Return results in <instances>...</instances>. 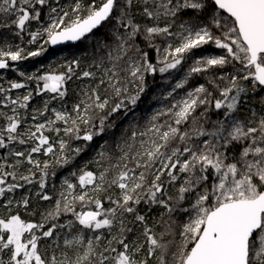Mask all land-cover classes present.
<instances>
[{
	"label": "snow or ice",
	"instance_id": "1",
	"mask_svg": "<svg viewBox=\"0 0 264 264\" xmlns=\"http://www.w3.org/2000/svg\"><path fill=\"white\" fill-rule=\"evenodd\" d=\"M0 15L5 18L0 28H14L12 35L20 40L32 22L41 25L28 32V44L47 36L34 51L0 44V70L18 71L10 62L41 56L48 44L90 38L96 53L92 64L79 72V59L67 62L63 71L37 70L27 76L19 72L36 82L35 90L22 97L7 94L25 88V83L0 86L4 94L0 105L12 106V115L0 111L6 118V126L0 127V149L12 142H35L27 152H9L16 158L8 165L13 171L0 163V185H6L0 186V197L24 187L19 181L31 184L33 169L41 173L43 191L50 168L54 176L56 167L71 164L95 137L116 126L112 117L120 119L121 112L127 116L137 107L148 90V74H167L163 80L167 84L194 50L209 43L223 50L193 59L159 97L172 102L154 110L143 129L132 125L131 135L122 142L101 144L94 158L96 170L73 171L70 175L77 184L65 178L61 198L40 222L26 220L19 212L0 216V264H150L152 258L158 264H264V97L259 111L241 114L249 93L264 92V0H71L70 5H61L60 0H0ZM102 28L105 32L96 37ZM141 42L156 53L155 62ZM229 65L231 72L213 75L207 86L199 84L179 98L174 95L195 74ZM84 79L93 83L79 89L71 110L52 108V117L19 131L24 119L18 109H27L34 94H55L42 110H34L36 120L49 112L51 101L64 100L70 82ZM202 107L204 111L195 115ZM209 109L219 116L214 122ZM45 131L55 132L56 141ZM71 140L85 143L72 148ZM41 152L54 159L41 166L33 158ZM25 162L33 168L29 175L18 176L15 169ZM164 176L168 184L182 180L175 196L166 192ZM8 177L15 182L6 184ZM113 189L119 190L115 198L110 194ZM193 195L194 201L182 207ZM40 198L51 199L47 194ZM20 203L27 208L29 198ZM142 203L162 206L169 214L178 208L191 214L174 251L170 250L174 242L164 241L171 225L157 235L138 208ZM78 205L88 210L78 211ZM69 213L72 219L58 223ZM129 215L132 221L127 220ZM138 226L142 227L137 234ZM42 238H52L51 256L41 252Z\"/></svg>",
	"mask_w": 264,
	"mask_h": 264
},
{
	"label": "trees",
	"instance_id": "2",
	"mask_svg": "<svg viewBox=\"0 0 264 264\" xmlns=\"http://www.w3.org/2000/svg\"><path fill=\"white\" fill-rule=\"evenodd\" d=\"M61 5H70L71 0H60ZM44 19V18H42ZM185 19L187 20L188 17L186 16ZM5 22V18L0 15V23ZM40 24L37 22H32L28 26V30L25 33H22L23 40H20L12 35V33L15 31L14 28H0V44H11L13 47L16 44H19L21 47H24L26 51H34L37 48L43 44V42L47 39V36H42L38 39L37 42L34 44H28L27 40L30 39L28 32L35 31L38 28H40ZM105 32V29H100L99 31L95 32L96 37H101L102 34ZM219 34V33H216ZM155 43L160 44L161 41L157 39ZM47 48V51L44 52L41 56L38 57H30L27 60L19 61V62H10L15 64V68L17 70L13 69H5L0 70V86L4 88L9 87V81H16V82H23L25 83L26 87L22 89H12L7 95H9L12 99H15L16 97H22L24 94L27 93L29 90H35L36 88V82L35 81H27L25 77H21L19 75V72H24L25 75H30L32 73H36L37 70H39L38 74H43L46 71L49 70H55V71H63V66L66 65L67 62L73 60V59H79L80 62L87 61L89 62H83V65L80 69V71H83L89 67V65L92 64L93 58L96 55L95 53V45L93 44L92 40L89 39H83L81 42H79L76 45L68 46L64 49H54L53 46L50 44L45 45ZM141 47L144 48V50H147L150 52V56L155 62L156 60V53L145 47L144 42H141ZM223 53L222 49H218L215 47L214 44L209 43L205 46H203L202 49L194 50V53L192 54L191 58L183 64V67L180 71L174 72L172 74V77L170 78L169 83L165 84L163 80L167 78V74H155L154 76L152 74H148L146 79L148 83V90L146 93L142 96L139 104L137 107L130 112L127 116H124L123 112L119 114L121 117L120 119H117V117H112L113 120H116V126L112 129H109L106 133L101 134L98 137H95L92 142L89 143L88 147L85 149L83 153H81L79 156H77L71 164L63 166V167H56L54 169L55 175L53 176L51 173L53 169H49V176L46 178V187L43 191H41L39 187V180H40V171L38 169H33L35 171V176L33 177V182L31 184L24 183L23 181H19V183L24 184V187L17 188L13 192H7L5 193L4 197H0V216H7L10 213H17L19 212L22 216V218L26 220H31L32 222H40L42 220V214L46 213L49 209H51L55 205V201L57 199H60V193L63 191L62 181L65 178H69L70 182L73 184H77L78 181L75 177H72L70 174L73 171H76L77 174H79V170L81 168H86L87 170H96L97 165L94 162V158L97 156V153L101 150L100 145L103 144L105 141H108L109 145H115L117 142H122L127 137L131 135V126L137 125L138 130L143 129L145 126L148 118L151 116H148L149 109L151 106H153L156 102L159 103L161 100L159 97L162 92L170 90L171 84H174L177 80H179L183 72L187 70V68L192 63V60L201 56L206 55H220ZM93 71H98L95 68H92ZM79 72V70L77 69ZM221 71H232V66L229 65L225 69H212L207 73H201V74H195L192 78L189 79V82L183 89L177 90V93L174 94L179 98V96H183L188 90H191L198 86L199 84H206L210 77H212L215 74H219ZM42 85V82H40ZM93 81L90 79H84V80H73L70 82L68 87V94L64 98L63 101L60 99H56L51 101L49 104V112L45 114V116H37V121L44 122L45 118H50L53 116L51 113L52 108L61 109L62 107H66L69 110H71V106L78 102L79 96V89L83 85L92 84ZM211 90V89H210ZM4 94L0 93V97H2ZM55 95L52 93H41L40 95L33 96V99L29 102V107L27 109H18L20 116L23 117L24 122L25 120L31 119V117L35 114V109H43L44 102L51 99V97ZM153 97H156V99H153ZM261 97H264V92H256L254 94L249 93L245 97V103L241 106V114L246 116L249 114L250 109H256L257 111L260 110L262 107L260 100ZM172 102V98L167 99V103L170 104ZM0 105V111H3L7 113L8 115H12L11 112V105L8 106H2ZM204 111V108H200L197 110V113L195 115H199L200 112ZM210 113V119L211 121H216L219 116L216 113L215 110L209 109ZM128 124H125L127 120H129ZM132 119V120H131ZM136 119V121H135ZM135 121V122H133ZM133 123V124H132ZM201 123H204L203 120H201ZM6 126V118L0 117V127ZM58 126L63 128V125L61 123H58ZM189 125H185V127H189ZM210 127V125H208ZM24 129V126L22 125L19 129L20 132L26 131ZM34 130V128H33ZM46 135H49L50 138L53 137L51 132L45 131ZM61 136H63V133L61 131ZM81 135H83V131H81ZM65 139H67L65 137ZM17 144L15 147H12V144ZM84 141L82 140H71L70 144L72 148L83 146ZM34 141H29L27 145H20L19 143L12 142L8 145L7 149H0V163L5 164V170L6 171H13L12 168L8 167L10 164H15L16 158L9 154L10 151H25L21 150L22 148H26L27 152L30 150L32 146H34ZM18 146H23L22 148H19ZM114 151V149H112ZM57 153L59 152L58 145L56 146ZM118 155V153H116ZM33 158L41 161V166L43 165V161L45 160H53L54 157L52 155L48 156L46 154H39L34 153ZM33 166L27 164L26 162L18 167L16 170L17 175H29V169H32ZM162 179L165 181L167 187L166 192L168 195L175 196L176 190L179 187V184L182 183L181 181L176 182L175 184H168V178L167 176L162 177ZM12 177H8L6 180L7 183H13ZM6 187V185H0ZM81 189L79 187L76 188V192H80ZM118 189H113L110 193L113 198L116 197L118 194ZM47 194L51 197L50 200H42L40 198V195ZM28 197L29 198V206L25 208L22 203L19 205L17 202H22V200ZM8 200L12 201V205L8 206ZM194 201V195L189 197L188 201H185L182 203V207H188L189 202ZM107 201H105V204L107 205ZM141 214H144L148 219V224L150 227L153 228L155 233L159 235L161 232H164L166 227L168 225H171L172 231L170 234H167L164 237V241H173L174 246L170 249L171 251L175 250V245H179L180 241L182 240V237L180 235V232L182 230V226L184 223H186L189 219L190 213L186 214L184 213L180 208H178L173 213L169 214L165 208L159 205H146L142 203L138 206ZM77 210H88L87 207L81 209L79 205L77 206ZM94 210V209H93ZM72 215L65 214L60 218L58 223H64L68 219H72ZM128 221H132L133 217L129 215L127 217ZM49 223H52L51 221ZM129 227H133V224L129 223ZM47 227V225H46ZM137 230V234L139 231ZM39 234V231L38 233ZM53 243L52 238H42L40 241V250L42 253H47L48 256H51L53 253V248L50 247V245ZM57 256H59V251H56ZM7 257H5L6 259ZM171 259V257H169ZM150 264H158V261L155 258L150 259Z\"/></svg>",
	"mask_w": 264,
	"mask_h": 264
},
{
	"label": "rangeland",
	"instance_id": "3",
	"mask_svg": "<svg viewBox=\"0 0 264 264\" xmlns=\"http://www.w3.org/2000/svg\"><path fill=\"white\" fill-rule=\"evenodd\" d=\"M87 61L89 62L88 59H87ZM87 61H82V62H80V68L78 69L79 71H80V69H81V67H82V65H83V62H87ZM162 104H168V103H167V100H163V101L160 100L159 103L156 102L153 106H151V108L149 109L148 116H149V115H152V114H153V111L156 110V109H158V108H160ZM2 106H4V105H2ZM2 106H1V107H2ZM51 113H52V112H51ZM52 114H53V113H52ZM131 120H132V119H131ZM129 121H130V119L127 120V121L125 122V124H128ZM135 121H136V119H135ZM135 121H133V122H135ZM36 123H41V121L33 120L32 117H31V119H29V120H25V122L23 123L24 129L27 130V128H28L29 126H32V125H34V124H36ZM132 124H133V123H132ZM24 129H22V130H24ZM51 133H52V135H53L52 140H53V142H55L56 139H57V135H56L55 132H51ZM16 145H17V144L13 143V144H12V147H15ZM18 147H19V148H22L23 146H18ZM21 150H25V151H26V150H27V147H26V148H22ZM41 153L45 154L44 152H41ZM41 153H39V154H41ZM46 155L52 157V154H46Z\"/></svg>",
	"mask_w": 264,
	"mask_h": 264
},
{
	"label": "water",
	"instance_id": "4",
	"mask_svg": "<svg viewBox=\"0 0 264 264\" xmlns=\"http://www.w3.org/2000/svg\"><path fill=\"white\" fill-rule=\"evenodd\" d=\"M81 41H74V42L73 41H66V42H63V43H60V44H57V45H51V46H53L54 49H63V48H66L68 46L76 45V44H78Z\"/></svg>",
	"mask_w": 264,
	"mask_h": 264
}]
</instances>
